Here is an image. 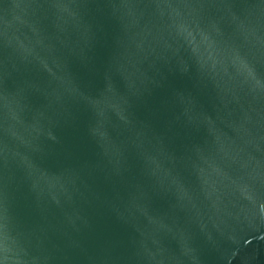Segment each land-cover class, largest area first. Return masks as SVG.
<instances>
[{
  "label": "water",
  "instance_id": "water-1",
  "mask_svg": "<svg viewBox=\"0 0 264 264\" xmlns=\"http://www.w3.org/2000/svg\"><path fill=\"white\" fill-rule=\"evenodd\" d=\"M262 82L264 0H0V264L264 260Z\"/></svg>",
  "mask_w": 264,
  "mask_h": 264
},
{
  "label": "snow or ice",
  "instance_id": "snow-or-ice-1",
  "mask_svg": "<svg viewBox=\"0 0 264 264\" xmlns=\"http://www.w3.org/2000/svg\"><path fill=\"white\" fill-rule=\"evenodd\" d=\"M236 59H237L238 63L241 65V67L249 73V75H253V71H252L251 67L249 66L246 58L238 55ZM262 86H264V82H262ZM151 165L153 167L155 166L154 163H151ZM3 220H4L3 197H2V194H0V239L3 238V231H4V227H5ZM0 250H3L2 244H0Z\"/></svg>",
  "mask_w": 264,
  "mask_h": 264
}]
</instances>
